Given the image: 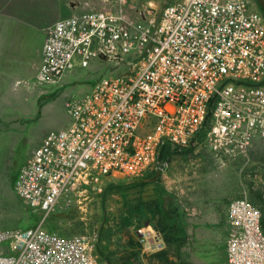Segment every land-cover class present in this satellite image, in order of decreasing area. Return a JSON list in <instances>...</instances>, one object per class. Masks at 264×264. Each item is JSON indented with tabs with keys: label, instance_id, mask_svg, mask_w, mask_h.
<instances>
[{
	"label": "built area",
	"instance_id": "1",
	"mask_svg": "<svg viewBox=\"0 0 264 264\" xmlns=\"http://www.w3.org/2000/svg\"><path fill=\"white\" fill-rule=\"evenodd\" d=\"M98 1L49 28L37 83L97 59L123 74L67 100L68 127L48 132L22 165L14 189L40 221L0 230V264H107L90 237L63 236L46 219L89 186L143 178L166 146L234 159L264 138V15L254 0H170L158 15L145 0ZM261 221L248 199L230 202L227 264H264Z\"/></svg>",
	"mask_w": 264,
	"mask_h": 264
},
{
	"label": "rangeland",
	"instance_id": "2",
	"mask_svg": "<svg viewBox=\"0 0 264 264\" xmlns=\"http://www.w3.org/2000/svg\"><path fill=\"white\" fill-rule=\"evenodd\" d=\"M254 2L257 7L260 3L264 6V0ZM147 3L158 15L170 0H145ZM123 69L109 60H94L88 68L67 72L58 84H37L36 93L29 95V91L25 97L11 98L18 101L15 106H0V230L27 229L40 221L14 189L22 165L48 132L66 127L70 120L67 100L83 97L96 82L123 74ZM171 156L197 160L195 169L203 177L227 181L223 190L234 192V199L243 197L258 207L260 197L264 200V138L247 155L234 159L217 157L205 147ZM128 181L104 180L82 189L73 205L58 207L45 226L67 237H90L95 251L109 256L111 264H137L136 257L126 261L125 246L131 237L138 238V199L143 191Z\"/></svg>",
	"mask_w": 264,
	"mask_h": 264
},
{
	"label": "crops",
	"instance_id": "3",
	"mask_svg": "<svg viewBox=\"0 0 264 264\" xmlns=\"http://www.w3.org/2000/svg\"><path fill=\"white\" fill-rule=\"evenodd\" d=\"M100 6L98 0H0L1 107L15 106L18 101L11 98L36 93L49 28ZM258 8L264 15V6ZM194 162L160 158L143 178L128 181L143 191L138 199L137 264H227L228 207L234 192L223 190L227 181L203 177Z\"/></svg>",
	"mask_w": 264,
	"mask_h": 264
},
{
	"label": "trees",
	"instance_id": "4",
	"mask_svg": "<svg viewBox=\"0 0 264 264\" xmlns=\"http://www.w3.org/2000/svg\"><path fill=\"white\" fill-rule=\"evenodd\" d=\"M258 6L261 7V8L263 7L261 3ZM173 153H177V152L174 151L170 146H166L164 149H162V151L160 153V156H159V159L161 158L162 160H168ZM259 200L261 202L260 207H258V206H256V207L261 211V215H262V221H261V223H262V228L264 230V204H262V203H264V200L262 199V197H260ZM34 226H36V225H34ZM165 229H166V227H165ZM165 239L167 241H169L168 234L165 235ZM139 247H140V243L138 242V240L135 239V238H133V237H131L129 243L127 244V246H125V251L127 252L126 261H130L133 257H136L137 258V254H138ZM128 248H131L132 251H129L128 252ZM98 255L107 264H111L112 263V261H111V259H110L109 256L108 257H105V255L103 253L102 254H99L98 253Z\"/></svg>",
	"mask_w": 264,
	"mask_h": 264
}]
</instances>
